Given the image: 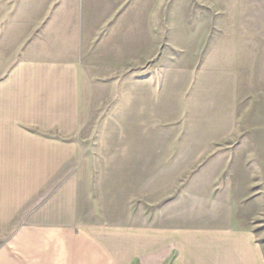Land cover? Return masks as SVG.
<instances>
[{
    "label": "rangeland",
    "instance_id": "obj_1",
    "mask_svg": "<svg viewBox=\"0 0 264 264\" xmlns=\"http://www.w3.org/2000/svg\"><path fill=\"white\" fill-rule=\"evenodd\" d=\"M29 223L247 232L264 264V0H0V245Z\"/></svg>",
    "mask_w": 264,
    "mask_h": 264
},
{
    "label": "crops",
    "instance_id": "obj_2",
    "mask_svg": "<svg viewBox=\"0 0 264 264\" xmlns=\"http://www.w3.org/2000/svg\"><path fill=\"white\" fill-rule=\"evenodd\" d=\"M0 264H263L249 233L101 224L18 227Z\"/></svg>",
    "mask_w": 264,
    "mask_h": 264
}]
</instances>
